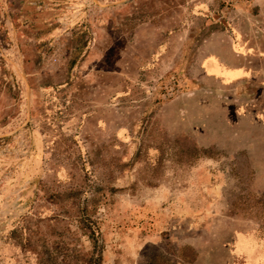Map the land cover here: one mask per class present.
I'll list each match as a JSON object with an SVG mask.
<instances>
[{
  "label": "rangeland",
  "instance_id": "rangeland-1",
  "mask_svg": "<svg viewBox=\"0 0 264 264\" xmlns=\"http://www.w3.org/2000/svg\"><path fill=\"white\" fill-rule=\"evenodd\" d=\"M96 260L264 264V0H0V264Z\"/></svg>",
  "mask_w": 264,
  "mask_h": 264
},
{
  "label": "crops",
  "instance_id": "crops-1",
  "mask_svg": "<svg viewBox=\"0 0 264 264\" xmlns=\"http://www.w3.org/2000/svg\"><path fill=\"white\" fill-rule=\"evenodd\" d=\"M226 58L213 53L202 63L203 77L219 84H241L244 82L258 83L259 72L250 63L253 57L243 42L239 41L237 48H231Z\"/></svg>",
  "mask_w": 264,
  "mask_h": 264
},
{
  "label": "trees",
  "instance_id": "trees-1",
  "mask_svg": "<svg viewBox=\"0 0 264 264\" xmlns=\"http://www.w3.org/2000/svg\"><path fill=\"white\" fill-rule=\"evenodd\" d=\"M95 264H98V263H97V260L95 261Z\"/></svg>",
  "mask_w": 264,
  "mask_h": 264
}]
</instances>
